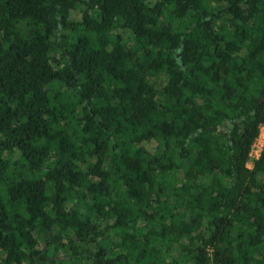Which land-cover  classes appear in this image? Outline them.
I'll return each mask as SVG.
<instances>
[{
    "label": "trees",
    "instance_id": "16d2710c",
    "mask_svg": "<svg viewBox=\"0 0 264 264\" xmlns=\"http://www.w3.org/2000/svg\"><path fill=\"white\" fill-rule=\"evenodd\" d=\"M263 123L264 0H0V264H264Z\"/></svg>",
    "mask_w": 264,
    "mask_h": 264
},
{
    "label": "built area",
    "instance_id": "2783aa9c",
    "mask_svg": "<svg viewBox=\"0 0 264 264\" xmlns=\"http://www.w3.org/2000/svg\"><path fill=\"white\" fill-rule=\"evenodd\" d=\"M264 147V123L260 127V134L258 138L256 139L252 150L250 152V159L251 157H256V159H259ZM248 167L252 168V166L248 163Z\"/></svg>",
    "mask_w": 264,
    "mask_h": 264
},
{
    "label": "rangeland",
    "instance_id": "374dc122",
    "mask_svg": "<svg viewBox=\"0 0 264 264\" xmlns=\"http://www.w3.org/2000/svg\"><path fill=\"white\" fill-rule=\"evenodd\" d=\"M76 17H78V16H76ZM252 159H250V161L248 162L251 166H252V168H254V165H255V162L258 160V159H256V157H251Z\"/></svg>",
    "mask_w": 264,
    "mask_h": 264
}]
</instances>
